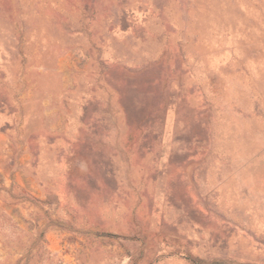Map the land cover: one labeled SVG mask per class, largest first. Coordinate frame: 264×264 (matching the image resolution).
<instances>
[{
	"label": "rangeland",
	"instance_id": "1",
	"mask_svg": "<svg viewBox=\"0 0 264 264\" xmlns=\"http://www.w3.org/2000/svg\"><path fill=\"white\" fill-rule=\"evenodd\" d=\"M0 264H264V0H0Z\"/></svg>",
	"mask_w": 264,
	"mask_h": 264
}]
</instances>
